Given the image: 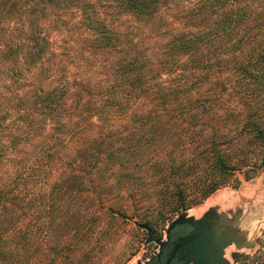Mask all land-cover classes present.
<instances>
[{
    "label": "trees",
    "instance_id": "1",
    "mask_svg": "<svg viewBox=\"0 0 264 264\" xmlns=\"http://www.w3.org/2000/svg\"><path fill=\"white\" fill-rule=\"evenodd\" d=\"M76 12L119 56L98 87L54 47ZM3 78L0 165L21 161L0 178V264H96L122 219L155 229L264 167V0H0ZM235 257L264 264V241Z\"/></svg>",
    "mask_w": 264,
    "mask_h": 264
},
{
    "label": "rangeland",
    "instance_id": "2",
    "mask_svg": "<svg viewBox=\"0 0 264 264\" xmlns=\"http://www.w3.org/2000/svg\"><path fill=\"white\" fill-rule=\"evenodd\" d=\"M106 6L107 4H103L102 10L107 11L106 16L109 19L115 20L118 27L123 30L130 29L132 23L126 16L117 15L113 8ZM179 11L176 9V12ZM80 17L78 12L73 15L66 13L64 19L69 21L68 25L63 30L59 29L56 32L54 47L58 53H63L64 64L61 63V67H67L66 78L71 80L85 77L94 87L100 83H108L112 76L111 65L119 57L118 53L105 50L92 52L89 48L90 37L86 32V34L83 33L84 29L80 26L78 29L71 30L70 22H77ZM147 42L154 48L163 43L161 38H150ZM6 80L7 78L0 80V91H4L7 99H11L17 92L14 89L2 88V84ZM1 138L9 142L11 137L6 132L1 135L0 131ZM24 147L32 149L31 147L34 145L27 144ZM20 161L19 157L14 156L12 161L1 164L0 178L11 173ZM250 173L245 170L237 171L229 183L212 194L210 199H206L186 211L179 212L165 224L157 226L155 236L167 240L166 230L180 216L190 215L195 219H200L210 209L215 211L214 216L225 213L228 215V220L225 221L226 225L222 229L215 252L226 259L227 264H245L242 258L237 259L235 254L250 253L258 247L260 241H264V167H258L252 174ZM249 175L252 177H248ZM90 192V197L95 198L100 191ZM120 223L121 231L113 235L109 246L97 251L96 264H147L152 257L158 255L160 246L155 241L146 242L148 230L145 227L139 228L134 219L126 220L124 218ZM52 224L49 227L50 233L55 235L58 233V229ZM99 230V226H91L90 233H93L94 239L98 237ZM234 242L240 243V245ZM82 246L83 243H79L77 248ZM81 253H83L82 250L79 254ZM47 257H51L50 252H47ZM194 263V261L191 262V264Z\"/></svg>",
    "mask_w": 264,
    "mask_h": 264
},
{
    "label": "water",
    "instance_id": "3",
    "mask_svg": "<svg viewBox=\"0 0 264 264\" xmlns=\"http://www.w3.org/2000/svg\"><path fill=\"white\" fill-rule=\"evenodd\" d=\"M201 221L202 220H196L192 216H180L175 219L166 230L168 239L170 238L172 229H174L177 225L189 223L196 227V230H198V232L192 236L183 238L184 244L188 246L186 255L181 258L184 261V264H191L192 261L195 262L194 264H218V258L220 255H218L215 251L217 245L219 244L218 242L221 235L217 233V228L209 229L207 227V222L203 221L201 223ZM142 227H145L148 230V238L146 242L151 243L155 241L159 244V256L161 254L162 248L167 243V240L156 237L154 228L148 225H142ZM220 261H223L225 264L228 263V261L222 258V256L220 257Z\"/></svg>",
    "mask_w": 264,
    "mask_h": 264
},
{
    "label": "flooded vegetation",
    "instance_id": "4",
    "mask_svg": "<svg viewBox=\"0 0 264 264\" xmlns=\"http://www.w3.org/2000/svg\"><path fill=\"white\" fill-rule=\"evenodd\" d=\"M213 214H215V211H213L212 215ZM215 218L218 219L219 216ZM211 219V216L205 215L204 217H200L198 220H202L201 223L206 221L207 227L210 229ZM213 222H215V220ZM197 232L198 230H196V227L189 223L177 225L174 229H172L169 239L167 236V243L162 248L161 254L159 256L156 255L155 257H152L148 264H184V261L181 258L186 255L188 246L184 244L183 238L192 236ZM220 257L218 258V264L221 263Z\"/></svg>",
    "mask_w": 264,
    "mask_h": 264
},
{
    "label": "crops",
    "instance_id": "5",
    "mask_svg": "<svg viewBox=\"0 0 264 264\" xmlns=\"http://www.w3.org/2000/svg\"><path fill=\"white\" fill-rule=\"evenodd\" d=\"M216 193V192H215ZM212 196V195H211ZM211 196L209 197V198H207V199H210L211 198ZM206 212H208L207 214H205V215H209V216H211V223H210V229H212V228H214V229H216L217 228V233L218 234H220L221 235V233H222V229H223V227L226 225V220H228V215L227 214H225V213H220L219 214V218L218 219H216L215 217H217L216 215L214 216V214L212 215V213H213V211L210 209V210H208V211H206ZM190 216V215H189ZM204 217V216H203ZM208 217V216H207ZM215 220V222H213ZM212 227V228H211ZM235 244H237V245H240V243H237V242H234ZM223 263V261H221V263L220 264H222Z\"/></svg>",
    "mask_w": 264,
    "mask_h": 264
}]
</instances>
